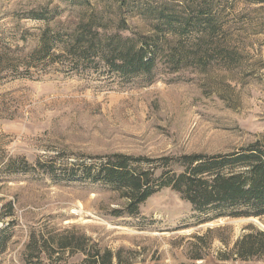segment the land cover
<instances>
[{
    "label": "rangeland",
    "instance_id": "rangeland-1",
    "mask_svg": "<svg viewBox=\"0 0 264 264\" xmlns=\"http://www.w3.org/2000/svg\"><path fill=\"white\" fill-rule=\"evenodd\" d=\"M48 1L0 0V42L34 49L44 22L22 15ZM52 2L61 4L62 19L73 11L62 0ZM210 3L212 11L224 10L241 34L244 55L232 70L217 66L206 73L170 74L160 63L152 81L103 69L79 75L56 69L38 77L1 75L0 198L14 203V215L0 222L2 227L11 223L0 264H26L32 234L70 229L85 235L90 245L123 248L128 264H264V259L219 260L225 247L218 239L204 247L205 259L191 258L195 235L230 226L233 242L249 223L264 229V216L212 219L214 211L195 212L179 194L163 189L141 205L139 215L117 217L112 210L123 203L119 194L70 170L78 159L91 162L93 156L113 152L213 154L264 142V0ZM129 23L133 30L149 27L140 18ZM12 159L15 164L9 166ZM57 255L33 262L80 264L83 259L82 254Z\"/></svg>",
    "mask_w": 264,
    "mask_h": 264
},
{
    "label": "trees",
    "instance_id": "trees-1",
    "mask_svg": "<svg viewBox=\"0 0 264 264\" xmlns=\"http://www.w3.org/2000/svg\"><path fill=\"white\" fill-rule=\"evenodd\" d=\"M62 1L73 8L66 19L61 18V4L52 0L23 12L22 18L42 21L44 27L32 50L0 42V77H38L51 69L79 75L103 69L124 78L152 81L160 63L170 74L189 69L206 73L217 66L232 70L244 55L238 28L226 20L224 10L212 11L210 0ZM131 18L144 20L148 29L133 30ZM23 39L28 41L26 36ZM91 158V162L76 160L70 170L119 194L123 203L112 210L114 216L139 215L141 205L163 189L179 194L195 212L214 211L212 219L264 216V142L260 140L213 154L150 157L113 152ZM3 201L0 198L1 223L14 215V203ZM10 226L9 222L0 225V255L10 241ZM231 230L220 226L195 235L191 258L205 259L204 247L218 239L225 247L218 253L219 260L264 259V229L249 223L233 242ZM88 245L87 237L75 229L48 236L32 234L26 264L55 254L61 259L67 252L82 254L80 264L129 263L123 248Z\"/></svg>",
    "mask_w": 264,
    "mask_h": 264
}]
</instances>
